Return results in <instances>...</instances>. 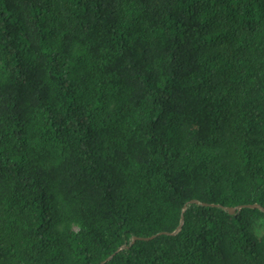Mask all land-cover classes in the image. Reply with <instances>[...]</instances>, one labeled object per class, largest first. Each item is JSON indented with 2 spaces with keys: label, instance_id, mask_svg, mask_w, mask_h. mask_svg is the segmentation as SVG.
Returning a JSON list of instances; mask_svg holds the SVG:
<instances>
[{
  "label": "trees",
  "instance_id": "trees-1",
  "mask_svg": "<svg viewBox=\"0 0 264 264\" xmlns=\"http://www.w3.org/2000/svg\"><path fill=\"white\" fill-rule=\"evenodd\" d=\"M192 200L264 208V0H0V264H264Z\"/></svg>",
  "mask_w": 264,
  "mask_h": 264
},
{
  "label": "water",
  "instance_id": "water-1",
  "mask_svg": "<svg viewBox=\"0 0 264 264\" xmlns=\"http://www.w3.org/2000/svg\"><path fill=\"white\" fill-rule=\"evenodd\" d=\"M189 204H197V205H201V206H212V207H218V208H221L225 211H227L228 213H230L231 215H235L237 213V211H240L241 209L243 208H251V209H259L261 210L262 212H264V208L259 205V204H251V205H241V206H238V207H235V208H230V207H224L222 205H215V204H212V205H209V204H206V203H202L198 200H192ZM188 205V204H187ZM187 205L184 207V211L186 210L187 208ZM182 225H183V218H182V221H181V225L178 227V229L173 232V233H159L157 235H154V236H151V237H133L130 245H123L121 246L111 257H109L107 260H105L104 262H102V264L106 263L107 261H109L114 255H116L117 253L121 252V251H124V250H127L129 249L135 242H137L138 240H142V241H151L153 239H155L156 237L160 236V235H163V234H169V235H175L178 231H180V229L182 228Z\"/></svg>",
  "mask_w": 264,
  "mask_h": 264
}]
</instances>
